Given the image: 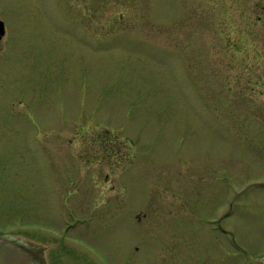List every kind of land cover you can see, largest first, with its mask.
I'll list each match as a JSON object with an SVG mask.
<instances>
[{
    "label": "rangeland",
    "instance_id": "374dc122",
    "mask_svg": "<svg viewBox=\"0 0 264 264\" xmlns=\"http://www.w3.org/2000/svg\"><path fill=\"white\" fill-rule=\"evenodd\" d=\"M0 20V239L31 264L264 261V0Z\"/></svg>",
    "mask_w": 264,
    "mask_h": 264
},
{
    "label": "water",
    "instance_id": "95a60500",
    "mask_svg": "<svg viewBox=\"0 0 264 264\" xmlns=\"http://www.w3.org/2000/svg\"><path fill=\"white\" fill-rule=\"evenodd\" d=\"M4 24L0 20V39L4 35ZM24 247V248H23ZM29 249V248H28ZM13 239H0V264H31L30 250ZM29 251V254L26 251ZM38 264H45L41 259ZM252 264H264L262 260H252Z\"/></svg>",
    "mask_w": 264,
    "mask_h": 264
},
{
    "label": "flooded vegetation",
    "instance_id": "af4514ba",
    "mask_svg": "<svg viewBox=\"0 0 264 264\" xmlns=\"http://www.w3.org/2000/svg\"><path fill=\"white\" fill-rule=\"evenodd\" d=\"M4 27V35H5V26H3ZM4 35H2V37H1V39L3 38V36ZM0 39V40H1ZM1 237H3V236H1ZM41 250H43L44 252H45V255H47V254H49V260H48V264H52V262H53V260H54V258H55V256H54V254L53 253H51L50 251H47V249L45 248V247H43V248H41ZM51 259V260H50ZM260 260H262V259H260ZM263 261V260H262ZM263 263H264V261H263ZM252 264V263H251Z\"/></svg>",
    "mask_w": 264,
    "mask_h": 264
}]
</instances>
